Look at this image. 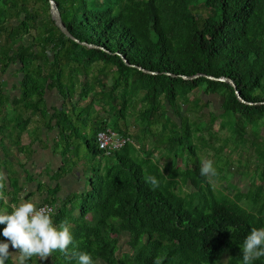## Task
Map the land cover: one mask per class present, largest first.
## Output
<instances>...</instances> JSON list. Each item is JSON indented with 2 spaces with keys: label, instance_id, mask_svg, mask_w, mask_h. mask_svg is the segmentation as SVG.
<instances>
[{
  "label": "trees",
  "instance_id": "1",
  "mask_svg": "<svg viewBox=\"0 0 264 264\" xmlns=\"http://www.w3.org/2000/svg\"><path fill=\"white\" fill-rule=\"evenodd\" d=\"M54 1L79 43L55 26L47 0H0L1 142L19 147L30 124L46 126L58 132L52 152L72 157L80 127L90 130L85 145L93 157L108 161L91 168L78 213L76 195L53 207L54 223L71 225L68 254L57 251L27 264H76L73 252L106 264H154L157 258L161 264H242L244 239L253 227H264V187L229 196L200 174V157L232 145L259 157L264 169V0ZM31 31L25 45L22 38ZM11 65L18 80L9 86L1 74ZM197 74L231 79L252 105L238 101L228 83L182 78ZM81 79L87 81L83 90ZM51 90L61 104L49 109ZM209 96L219 98L221 113L204 100ZM137 105L139 131L130 134L125 120ZM106 129L127 139L110 155L96 145V134ZM147 176L159 187L153 189ZM185 187L206 201L187 205ZM2 210L12 211L0 201ZM119 236L127 237L128 250L117 255ZM253 264H264V257Z\"/></svg>",
  "mask_w": 264,
  "mask_h": 264
},
{
  "label": "crops",
  "instance_id": "2",
  "mask_svg": "<svg viewBox=\"0 0 264 264\" xmlns=\"http://www.w3.org/2000/svg\"><path fill=\"white\" fill-rule=\"evenodd\" d=\"M35 128L30 124L20 135V150L13 142H1L0 136V172L6 176L4 193L7 197V201L2 202L11 209L23 200L55 208L67 196L80 194L89 188L92 169L83 160L74 162L70 157H60L52 152L51 147L59 141L57 130L46 126ZM3 146L8 147V152ZM27 147L31 149L30 154ZM95 158L98 161L101 159ZM61 167L65 172L59 174Z\"/></svg>",
  "mask_w": 264,
  "mask_h": 264
},
{
  "label": "clouds",
  "instance_id": "3",
  "mask_svg": "<svg viewBox=\"0 0 264 264\" xmlns=\"http://www.w3.org/2000/svg\"><path fill=\"white\" fill-rule=\"evenodd\" d=\"M200 174L205 177H216V168L211 160H205L200 168ZM146 182L153 189L159 187V181L155 176H147ZM6 176L0 172V201H7L4 189ZM53 209L44 206L38 207L31 200H23L19 205H13L10 213L0 211V225L5 227L2 236L7 242H0V264H6L11 258L13 264H27L33 257L41 261H47L54 252L68 254L73 245V233L67 220L59 225L54 223ZM16 250L15 253L9 248ZM242 264H253V261L264 257V227L250 230L242 245ZM76 264H96L92 256L87 252H73ZM154 264H161L159 258Z\"/></svg>",
  "mask_w": 264,
  "mask_h": 264
},
{
  "label": "rangeland",
  "instance_id": "4",
  "mask_svg": "<svg viewBox=\"0 0 264 264\" xmlns=\"http://www.w3.org/2000/svg\"><path fill=\"white\" fill-rule=\"evenodd\" d=\"M41 4V3H39ZM33 31H31L30 35L24 36L22 38V41L25 45H28L31 43V36ZM16 66H10L3 74H1V78L4 80H7L9 83V86L13 83H16L18 80V77L14 74ZM87 87V81L84 79H81L79 89L83 90ZM10 92L17 94L18 90L13 89L10 87ZM78 91L77 93H79ZM77 98V97H76ZM206 102H211V107L216 111L217 114L221 113L220 111V103L218 97L215 96H209V97H203ZM88 99H85L82 105H85L88 103ZM46 103L48 105V108L51 107H59L61 104V99L57 92H54V90L47 91L46 93ZM97 109V107H96ZM139 105L135 106L133 109L128 112V116L126 117V126L128 127L129 133L134 134L138 133L139 131V124L135 123L136 117L138 114ZM103 117H108L110 120L112 119V116L108 115V113H102ZM32 125V124H31ZM79 127V126H77ZM218 125L216 124L214 126V130L218 131ZM262 131H264V127L262 128ZM222 136L228 135L229 132L226 130L220 131ZM72 144H73V150L71 151L72 157H70V160H74V162H78V160H83L84 164L89 168H97L99 164H105L108 160L105 158H101L100 161H98L96 158L93 157L91 151L86 147L85 140H88L90 138V130H85L83 132L82 128H78L76 130V133L74 136H72ZM149 144L152 143V139H149ZM222 144V143H221ZM215 146H218L215 144ZM239 150V149H238ZM237 148L233 149L232 145H229L226 151L220 153L218 156L213 155V157H210L209 155L205 157H200L202 161L205 160H211L213 162L214 167L217 170V173L219 170V173L216 177H212V184L213 186L218 188H226L222 189L223 192L229 196L234 195L237 191H240L241 193H246L250 190H253V186H262L264 187V169L262 170L260 166V160L259 157H256V155L253 157H246L244 152L238 151ZM211 154V153H210ZM68 158V157H66ZM65 158V159H66ZM66 162V161H65ZM70 164V163H69ZM184 196L187 202V205L193 200L198 199L200 202L204 203L206 201L202 196H198L195 193H192V189L190 187H185L184 190ZM75 201L73 202V205L77 208L76 212L78 213V206L80 203V195L79 194H73ZM262 201H264V193L261 196ZM245 201H242L241 204L245 206ZM119 251L116 253L117 255H120V253L125 252L128 250V246L126 245V241L128 240L125 236H119ZM9 251L12 253H15L16 250L9 248ZM107 263V262H106ZM105 261H97L96 264H106Z\"/></svg>",
  "mask_w": 264,
  "mask_h": 264
},
{
  "label": "water",
  "instance_id": "5",
  "mask_svg": "<svg viewBox=\"0 0 264 264\" xmlns=\"http://www.w3.org/2000/svg\"><path fill=\"white\" fill-rule=\"evenodd\" d=\"M48 1V5H49V14H50V17H51V20L53 21V23L55 24V26L61 31V33L63 35H65L67 38L71 39L72 41L74 42H77L79 43V41L77 39H75L70 33L69 31L67 30V28L65 27L64 23L62 22V19H61V15H60V12L58 10V7L55 3L54 0H47ZM83 45H86L85 43H82ZM88 47H93L92 45H88ZM125 61V60H124ZM125 64L126 65H129L126 61H125ZM131 67H135V66H131ZM138 70H141L142 72L144 73H147V74H155L153 72H149V71H146V70H143L139 67H137ZM201 76H204L206 77L207 79L209 80H214V81H220V82H225V83H228L231 87H233V89L235 90V94H236V97L238 99V101H240L241 103H244V104H247V105H252L251 103L249 102H245L240 93L237 91V88L234 84V82L229 79V78H225V77H220V78H215V77H212V76H205V75H201V74H197V75H193V76H189V77H186V76H182V78L184 80H193V79H196L198 77H201Z\"/></svg>",
  "mask_w": 264,
  "mask_h": 264
},
{
  "label": "built area",
  "instance_id": "6",
  "mask_svg": "<svg viewBox=\"0 0 264 264\" xmlns=\"http://www.w3.org/2000/svg\"><path fill=\"white\" fill-rule=\"evenodd\" d=\"M127 143V139L120 134L110 130H101L96 134V145L104 154L110 155L114 151L120 150ZM47 206L53 209L50 205H40L38 207Z\"/></svg>",
  "mask_w": 264,
  "mask_h": 264
}]
</instances>
